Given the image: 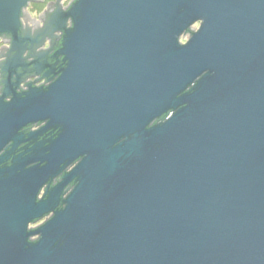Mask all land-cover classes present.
<instances>
[{"label": "water", "instance_id": "obj_1", "mask_svg": "<svg viewBox=\"0 0 264 264\" xmlns=\"http://www.w3.org/2000/svg\"><path fill=\"white\" fill-rule=\"evenodd\" d=\"M67 15L65 67L0 105V148L31 122L60 130L0 178V264H264V0H77Z\"/></svg>", "mask_w": 264, "mask_h": 264}, {"label": "flooded vegetation", "instance_id": "obj_2", "mask_svg": "<svg viewBox=\"0 0 264 264\" xmlns=\"http://www.w3.org/2000/svg\"><path fill=\"white\" fill-rule=\"evenodd\" d=\"M0 0V105L9 103L14 97H22L30 88H44L55 79L59 46L65 30L71 26L67 15L75 0ZM200 22H194L181 36H186V43L192 33L199 28ZM44 46L41 53L35 48ZM43 48V47H42ZM43 58L44 64L37 60ZM35 57V58H33ZM38 64V65H36ZM171 111L153 120L163 122ZM57 125H48V120L28 123L15 130L12 136L0 148V178L7 177L6 171L18 164L27 163L26 167L36 165L32 162L42 155L50 141L60 132ZM56 135V136H55ZM78 161L66 165L40 188L37 200L47 199L48 192L63 179ZM74 179L62 189L52 210L34 219L28 224V231L36 230L47 222L54 213L64 207V199L74 187ZM38 225L30 227L31 224ZM36 236V237H34ZM38 235L29 236L35 242Z\"/></svg>", "mask_w": 264, "mask_h": 264}, {"label": "trees", "instance_id": "obj_3", "mask_svg": "<svg viewBox=\"0 0 264 264\" xmlns=\"http://www.w3.org/2000/svg\"><path fill=\"white\" fill-rule=\"evenodd\" d=\"M76 1L77 0H75L73 3H72V5H71V7L76 3ZM70 7V8H71ZM70 28H71V26H70ZM69 28V29H70ZM65 32H66V30H65ZM65 32H64V34H63V37L65 36ZM61 47H62V42H61V44H60V46H59V50L58 51H56V53L57 54H59V51H60V49H61ZM60 55V54H59ZM65 61H64V57L62 56V55H60L59 56V60H58V66H57V71H56V75H59V71L62 69V68H64L65 67ZM48 86H46V87H44V88H39V89H41V90H44V89H46ZM192 88V85L191 86H189V88L187 89V90H189V89H191ZM153 124H156V123H153ZM58 127V126H57ZM59 128V127H58ZM59 130V129H58ZM56 136V135H55ZM76 184V179H74V185ZM66 199V198H65ZM64 199V200H65ZM63 203H64V201H63ZM65 206V205H64ZM64 208V207H63ZM63 208H60V209H58V210H61V209H63ZM57 210V211H58Z\"/></svg>", "mask_w": 264, "mask_h": 264}, {"label": "rangeland", "instance_id": "obj_4", "mask_svg": "<svg viewBox=\"0 0 264 264\" xmlns=\"http://www.w3.org/2000/svg\"><path fill=\"white\" fill-rule=\"evenodd\" d=\"M65 2H67L66 0H65ZM186 38V36H181V40H184ZM43 47V48H42ZM44 49V46H42V45H40L38 48H35L34 50L35 51H39V50H43ZM36 224H39V222H36ZM36 224H31L30 225V227L31 226H34V225H36ZM34 237H36V236H34Z\"/></svg>", "mask_w": 264, "mask_h": 264}, {"label": "bare ground", "instance_id": "obj_5", "mask_svg": "<svg viewBox=\"0 0 264 264\" xmlns=\"http://www.w3.org/2000/svg\"><path fill=\"white\" fill-rule=\"evenodd\" d=\"M189 38H190V37H189ZM189 38H188V39H189ZM188 39H187V40H188Z\"/></svg>", "mask_w": 264, "mask_h": 264}]
</instances>
